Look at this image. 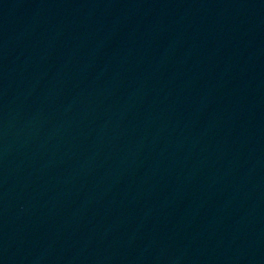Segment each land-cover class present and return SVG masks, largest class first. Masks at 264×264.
Masks as SVG:
<instances>
[{
  "label": "water",
  "instance_id": "obj_1",
  "mask_svg": "<svg viewBox=\"0 0 264 264\" xmlns=\"http://www.w3.org/2000/svg\"><path fill=\"white\" fill-rule=\"evenodd\" d=\"M0 264H264V0H0Z\"/></svg>",
  "mask_w": 264,
  "mask_h": 264
}]
</instances>
